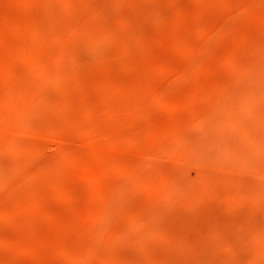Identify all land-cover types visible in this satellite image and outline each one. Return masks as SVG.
Instances as JSON below:
<instances>
[{
  "label": "rangeland",
  "instance_id": "1",
  "mask_svg": "<svg viewBox=\"0 0 264 264\" xmlns=\"http://www.w3.org/2000/svg\"><path fill=\"white\" fill-rule=\"evenodd\" d=\"M0 264H264V0H0Z\"/></svg>",
  "mask_w": 264,
  "mask_h": 264
}]
</instances>
